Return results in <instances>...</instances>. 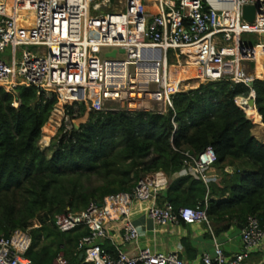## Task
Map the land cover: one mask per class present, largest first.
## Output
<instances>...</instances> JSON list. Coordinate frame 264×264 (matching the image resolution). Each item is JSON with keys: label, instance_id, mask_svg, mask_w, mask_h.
<instances>
[{"label": "built area", "instance_id": "1", "mask_svg": "<svg viewBox=\"0 0 264 264\" xmlns=\"http://www.w3.org/2000/svg\"><path fill=\"white\" fill-rule=\"evenodd\" d=\"M114 1L0 0V54L7 48L12 51L9 61L0 57V88L13 94L19 87L36 88L46 98L57 95V104L64 100L57 134L63 130L69 135L78 128L81 104L87 112L105 114L164 116L174 111L176 94L185 92L178 89L179 83L190 80L180 81L171 68H198L202 84L227 81L249 87L264 80L256 75L258 56L264 55V0H119L120 9L112 7ZM246 7L255 9L252 21L244 15ZM88 19L103 20V29L92 34ZM251 36L258 43L253 44ZM114 51L116 57L108 56ZM18 105L15 100L13 106ZM184 155L178 176L208 183L207 171L217 161L213 147L197 157ZM169 183L164 172L147 174L130 192L107 196L102 204L91 203L82 212L57 216L55 227L64 234L88 230L78 244L83 264H193L178 251L142 248L135 255L120 250L112 254L100 243L107 239L106 226L123 220L125 240L138 242L140 226L129 219L136 202L158 227L182 222L204 223L211 229L208 199L195 208L176 210L162 202ZM39 227L35 221L27 230L0 238V264H33L26 254L33 242L30 232ZM212 236L213 252L204 253L199 264H244L251 253L264 252V228L256 216H249L242 228L241 253L227 256ZM54 264L68 261L61 254Z\"/></svg>", "mask_w": 264, "mask_h": 264}, {"label": "trees", "instance_id": "2", "mask_svg": "<svg viewBox=\"0 0 264 264\" xmlns=\"http://www.w3.org/2000/svg\"><path fill=\"white\" fill-rule=\"evenodd\" d=\"M256 75L264 79V73ZM199 85L176 94L175 110L164 116L87 112L81 104L78 128L56 136L51 128L60 121H55L57 95L46 98L36 88L19 87L16 94L0 88V238L27 230L37 220L40 227L31 230L33 242L26 254L33 264H54L61 254L68 264H83L76 251L88 230L61 233L55 218L130 192L153 172L170 178L162 202L176 210L208 199L215 235L244 226L249 216L264 228V80H255L253 89L227 81ZM251 93L256 113L239 105L245 113L236 99L247 100ZM208 147L217 156L212 168L222 173L217 182L193 176L172 179L183 170L186 152L197 157Z\"/></svg>", "mask_w": 264, "mask_h": 264}, {"label": "crops", "instance_id": "3", "mask_svg": "<svg viewBox=\"0 0 264 264\" xmlns=\"http://www.w3.org/2000/svg\"><path fill=\"white\" fill-rule=\"evenodd\" d=\"M152 1V0H148ZM99 20L88 19L87 25L93 32L92 25ZM184 169V168H183ZM212 169V170H211ZM209 169L208 182H217L221 176V171L215 168ZM211 170V171H210ZM182 172V170H181ZM173 176V180L183 176H178L180 173ZM166 195V190L163 192ZM130 221L137 226H140V238L136 243H129L124 238V226L110 223L106 226L107 239L101 240L102 246L109 247L113 254L118 250L123 251L129 255H135L139 249L149 248L155 252L170 253L178 251L182 259L186 262L199 264L204 253L213 252V228L209 229L206 224H195L192 226L184 225H170L167 228H161L155 225L148 217L147 211L142 204L135 203L132 206ZM121 222V221H120ZM242 227L236 225L235 230H229L226 233L215 235L224 249L227 256H233L243 251L241 241ZM262 252V251H259ZM256 252L249 257L246 264H262L264 262V255ZM253 258V260L251 259ZM260 262V263H258Z\"/></svg>", "mask_w": 264, "mask_h": 264}, {"label": "rangeland", "instance_id": "4", "mask_svg": "<svg viewBox=\"0 0 264 264\" xmlns=\"http://www.w3.org/2000/svg\"><path fill=\"white\" fill-rule=\"evenodd\" d=\"M152 1H154V0H152ZM113 8H115V9H120L121 7H122V5H121V3L119 2V0H115L114 2H113V6H112ZM110 11L108 10V11H104V14H106V13H109ZM100 15H103V14H100ZM97 20H99V19H97ZM103 27H104V25L100 28V30L99 31H95L94 33H92V34H94V35H96V34H98L102 29H103ZM251 41H252V43L253 44H256V43H258V40L256 39V38H254L253 36H251ZM30 52H32V53H36V49L35 48H32V47H30V48H27ZM0 57H4V58H6L8 61H9V59H11L12 58V51H11V49L10 48H7L6 50H5V52L3 53V54H0ZM18 59H20V50H19V54H18ZM194 70L196 69V68H193ZM257 73H259V74H263L264 73V55L262 54L261 55V63H260V69H259V71L257 72ZM195 76H199V74H198V72H196L195 71ZM195 76H192V72H191V70L189 69V68H184V70H183V77H182V81H184V80H190L189 82H186V83H182L180 86L181 87H178V89L179 90H181V91H185V92H187V91H189V90H194V89H197V88H194V87H197L199 84L200 85H202V82H199L198 81V79H197V77H195ZM193 80V82L191 81V79ZM196 79V81H197V83L196 84H194V80ZM199 82V83H198ZM200 85H199V87H200ZM198 87V88H199ZM191 88V89H190ZM60 103V102H59ZM56 107V110H57V112H56V115H57V113L58 112H61L62 113V107L61 106H59V104H57V106H55ZM246 108V107H245ZM55 109V108H54ZM255 109V108H254ZM53 113V112H52ZM63 114V113H62ZM55 115V116H56ZM247 115H248V117L250 118V116H249V114L247 113ZM51 116H52V114H51ZM55 116L52 118V120H51V122L53 121V119L55 118ZM51 118V117H50ZM62 118H63V115H61V119H60V121H59V123H58V126H57V128H56V130L54 131V135L56 136L57 135V133L56 132H58L57 130L59 129V127H60V123H61V121H62ZM260 118V117H259ZM49 122H50V119H49ZM49 122L45 125V127L49 124ZM56 133V134H55ZM45 136V135H44ZM54 136V137H55ZM53 137V138H54ZM42 138H43V132H42ZM47 138V137H46ZM53 138L51 139V141L53 140ZM212 170V169H211ZM210 170V171H211ZM209 173V170L207 171V174ZM137 204H141V203H139V202H136ZM35 221H37V220H34L33 221V223L35 222ZM38 222V221H37ZM122 224H124V221H121V222H118V223H115V225H120V226H122ZM190 226H192V225H190ZM235 228V226L233 227V229H232V231L233 230H235L234 229ZM66 253H67V255H68V257L69 258H71L72 257V255H73V252H72V250H70V249H67L66 250ZM259 253H262V252H259ZM76 254H82V252H79L78 250L76 251ZM254 254H256V252H254V253H251L250 254V257L251 256H253ZM263 255H264V253H262ZM252 260H253V258H251ZM247 261V260H246ZM246 261H245V263L244 264H246ZM258 263H260V262H258Z\"/></svg>", "mask_w": 264, "mask_h": 264}, {"label": "bare ground", "instance_id": "5", "mask_svg": "<svg viewBox=\"0 0 264 264\" xmlns=\"http://www.w3.org/2000/svg\"><path fill=\"white\" fill-rule=\"evenodd\" d=\"M103 25H104L103 20L99 19L98 22H96V23H94V25H92L93 32H95V31H99L100 28H101ZM261 55H262V53H260L259 56H258V63H257L256 73H257V72L259 71V69H260ZM189 69H190L191 72H192V76H195V71L198 72L199 76H195V77H197V79H198L199 82H202V80L200 79V70H199L198 68H196V69L194 70L192 67H189ZM183 70H184V68H179V69L171 68V71H172V72L177 71V73H178V76H177V77L179 78L180 81H182ZM172 77H173V76H172ZM173 79H174V78H173ZM191 81L193 82L192 79H191ZM199 82H198V83H199ZM196 83H197V81H196V79H195V80H194V84H196ZM181 84H182V83H179L178 87H181V86H180ZM237 102H238V104L241 105L243 108H245L246 106H248V108L250 109L251 113H253V112L256 113V109H254V107H250V106L248 105V101H247V100H244V99H237ZM63 105H64V100L61 101V102L59 103V106L63 107ZM62 109H63V108H62ZM62 113H63V110H62ZM62 113H61V112H58V113H57L56 118H55V121H56V122H58V121L60 120L61 115H63ZM257 117L259 118V116H257ZM58 123H59V122H58ZM58 123H57L56 127H55V128H51V130H52V129H56L57 126H58ZM60 124H61V123H60Z\"/></svg>", "mask_w": 264, "mask_h": 264}, {"label": "water", "instance_id": "6", "mask_svg": "<svg viewBox=\"0 0 264 264\" xmlns=\"http://www.w3.org/2000/svg\"><path fill=\"white\" fill-rule=\"evenodd\" d=\"M244 15H245V17H246L248 20L252 21V20L254 19V16H255V9L252 8V7H246L245 10H244ZM116 53H117V52L114 51V52H112L111 54H109L108 56H110V57H116ZM253 85H254V82L250 83L249 87H250L251 89H253ZM247 101H248V105H249L250 107H254V108L257 109L255 93H254V95H250V98H249ZM242 110L245 112L244 109H242ZM245 113H246V112H245ZM246 115H247V114H246ZM247 117H248V115H247ZM248 119H250V118L248 117ZM250 120H251V119H250ZM242 228H243V227H242ZM80 259H81V260L83 259V255H82V254H81V256H80Z\"/></svg>", "mask_w": 264, "mask_h": 264}]
</instances>
